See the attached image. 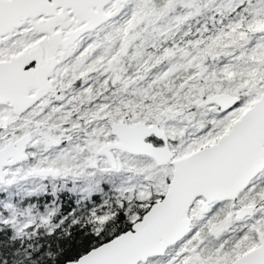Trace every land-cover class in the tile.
Instances as JSON below:
<instances>
[{
  "label": "snow or ice",
  "instance_id": "snow-or-ice-1",
  "mask_svg": "<svg viewBox=\"0 0 264 264\" xmlns=\"http://www.w3.org/2000/svg\"><path fill=\"white\" fill-rule=\"evenodd\" d=\"M0 264H264V0H0Z\"/></svg>",
  "mask_w": 264,
  "mask_h": 264
}]
</instances>
